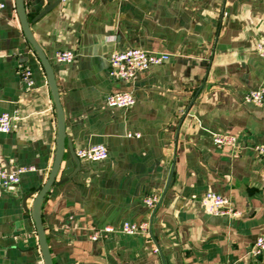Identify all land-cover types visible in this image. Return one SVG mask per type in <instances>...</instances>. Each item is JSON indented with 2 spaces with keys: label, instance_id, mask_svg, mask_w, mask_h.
<instances>
[{
  "label": "crops",
  "instance_id": "obj_1",
  "mask_svg": "<svg viewBox=\"0 0 264 264\" xmlns=\"http://www.w3.org/2000/svg\"><path fill=\"white\" fill-rule=\"evenodd\" d=\"M0 9V169L31 167L0 188V264H44L32 218L57 146V109L40 59L26 39L15 0ZM31 31L51 61L65 117V145L41 203L53 264H264L249 250L264 232V104L245 100L264 87V0H23ZM139 47L168 60L128 81L109 77L112 50ZM70 50V63L56 60ZM31 71L32 86L21 79ZM131 91L127 108L105 103ZM215 133L238 148H216ZM138 134V135H137ZM137 135V136H136ZM102 143L91 161L72 152ZM77 156V155H76ZM213 190L239 214L215 216L200 204ZM159 195L155 209L143 199ZM148 222L149 233L95 229ZM157 249V250H155Z\"/></svg>",
  "mask_w": 264,
  "mask_h": 264
},
{
  "label": "built area",
  "instance_id": "obj_2",
  "mask_svg": "<svg viewBox=\"0 0 264 264\" xmlns=\"http://www.w3.org/2000/svg\"><path fill=\"white\" fill-rule=\"evenodd\" d=\"M4 6V2L0 0V9H3ZM255 49L258 55L264 59V43L257 42ZM168 58V53L147 51L139 47L112 50L108 54L107 58L108 75L114 79L128 81L133 79L137 73L146 71L152 66L160 65L168 60ZM74 59L75 53L70 50L58 51L56 54V60L59 62L70 63ZM20 74L22 81L28 87L32 86L33 80L30 69L27 67H22ZM245 100L248 103H252L254 105H263L264 87L250 90L245 95ZM105 103L110 107L127 108L135 103V97L131 91H118L107 94L105 97ZM11 120L12 115L9 112H3L0 114L1 132H9L11 130ZM212 141L216 148L219 149L224 146H230L232 148L239 147L237 137L229 133H215L212 135ZM252 149L257 156L264 160V142L255 144ZM76 155L81 159L99 161L107 157L108 151L104 144L98 143L87 148L77 150ZM28 170H31V167H19L14 170L0 169V188H7L11 185L19 183L21 174ZM159 199V195L149 194L143 199V202L150 210H153L157 206ZM199 201L204 210L211 215L235 216L239 214V212L235 210L231 200L228 197H225L213 190H207L201 196ZM149 229L150 226L148 222L143 221L137 223L126 220L122 221L117 227L105 225L102 228L95 229L91 233L90 238L92 240H97L101 236L113 232H120L124 234L149 233ZM263 251L264 232L256 238L249 252L252 255L258 256L261 255Z\"/></svg>",
  "mask_w": 264,
  "mask_h": 264
},
{
  "label": "water",
  "instance_id": "obj_3",
  "mask_svg": "<svg viewBox=\"0 0 264 264\" xmlns=\"http://www.w3.org/2000/svg\"><path fill=\"white\" fill-rule=\"evenodd\" d=\"M61 0H48L47 5L44 6L43 10L40 11V13L37 15L36 18L41 17L48 11H50L52 8H54ZM15 7L17 11V15L19 18V22L22 28V31L26 37V39L29 41V43L32 45L34 51L36 52L38 58L40 59L42 66L44 68V71L47 76V81L49 84V87L51 89V93L56 105L57 109V126H58V132H57V146H56V152H55V157L54 161L52 164V167L50 169L49 175L43 185L39 188L37 191L34 199H33V205H32V218L35 224L36 228V233L38 237V243H39V248L41 251V255L44 261V264H53L51 261L49 249L47 246L46 242V237L44 233V228L41 220V203L44 199L45 194L53 184L57 171L59 169L62 156H63V151H64V145H65V117H64V112L63 108L61 105V101L59 98V92L55 80V75L53 71V67L51 64V61L39 45V43L36 41L35 37L33 36V33L30 28L29 21L26 16L25 12V6H24V1L23 0H15ZM72 156L76 162V165L79 166V160L77 156L75 155V152H72Z\"/></svg>",
  "mask_w": 264,
  "mask_h": 264
}]
</instances>
